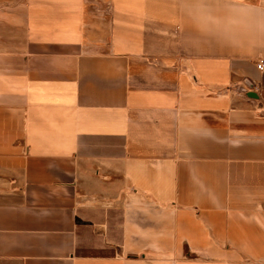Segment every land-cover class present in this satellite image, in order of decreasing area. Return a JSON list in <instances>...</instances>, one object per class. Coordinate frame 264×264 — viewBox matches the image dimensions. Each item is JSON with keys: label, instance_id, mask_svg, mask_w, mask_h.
<instances>
[{"label": "crops", "instance_id": "1", "mask_svg": "<svg viewBox=\"0 0 264 264\" xmlns=\"http://www.w3.org/2000/svg\"><path fill=\"white\" fill-rule=\"evenodd\" d=\"M198 3L0 0V264H264V0Z\"/></svg>", "mask_w": 264, "mask_h": 264}, {"label": "clouds", "instance_id": "2", "mask_svg": "<svg viewBox=\"0 0 264 264\" xmlns=\"http://www.w3.org/2000/svg\"><path fill=\"white\" fill-rule=\"evenodd\" d=\"M197 9L199 14L193 17V24L201 36L229 42L235 40L229 23L215 15L221 10L220 0H199Z\"/></svg>", "mask_w": 264, "mask_h": 264}, {"label": "built area", "instance_id": "3", "mask_svg": "<svg viewBox=\"0 0 264 264\" xmlns=\"http://www.w3.org/2000/svg\"><path fill=\"white\" fill-rule=\"evenodd\" d=\"M256 68L258 70H263L264 69V59L260 58L256 62Z\"/></svg>", "mask_w": 264, "mask_h": 264}, {"label": "water", "instance_id": "4", "mask_svg": "<svg viewBox=\"0 0 264 264\" xmlns=\"http://www.w3.org/2000/svg\"><path fill=\"white\" fill-rule=\"evenodd\" d=\"M249 85H250V84H249ZM247 95L250 96V97H256V95H255L253 92H248Z\"/></svg>", "mask_w": 264, "mask_h": 264}]
</instances>
